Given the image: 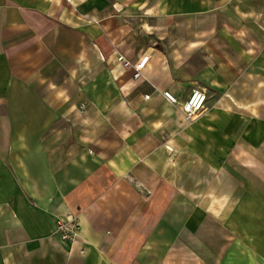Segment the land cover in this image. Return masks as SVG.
I'll use <instances>...</instances> for the list:
<instances>
[{
  "label": "crops",
  "instance_id": "crops-1",
  "mask_svg": "<svg viewBox=\"0 0 264 264\" xmlns=\"http://www.w3.org/2000/svg\"><path fill=\"white\" fill-rule=\"evenodd\" d=\"M0 264H264V0H0Z\"/></svg>",
  "mask_w": 264,
  "mask_h": 264
},
{
  "label": "built area",
  "instance_id": "built-area-1",
  "mask_svg": "<svg viewBox=\"0 0 264 264\" xmlns=\"http://www.w3.org/2000/svg\"><path fill=\"white\" fill-rule=\"evenodd\" d=\"M117 61L126 68H132L133 77L140 78L142 71L145 67L148 59L147 55L139 58L135 63L127 60L123 55H117ZM160 94L172 104H180L182 115L185 121H191L205 106L206 93L202 88H192L187 97L181 102L178 101L177 97L170 90H162ZM144 99H148L149 95L143 96ZM56 229L60 233L62 238H73L77 230V223L73 218L59 219L56 222Z\"/></svg>",
  "mask_w": 264,
  "mask_h": 264
}]
</instances>
